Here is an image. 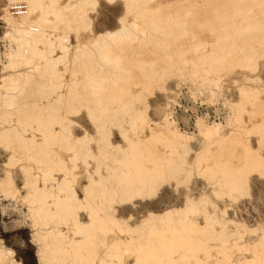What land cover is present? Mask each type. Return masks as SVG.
I'll list each match as a JSON object with an SVG mask.
<instances>
[{"label": "bare ground", "instance_id": "1", "mask_svg": "<svg viewBox=\"0 0 264 264\" xmlns=\"http://www.w3.org/2000/svg\"><path fill=\"white\" fill-rule=\"evenodd\" d=\"M15 1H25L28 10L24 13L26 15L18 16L20 20L12 22L11 28L5 32L4 36L15 39L18 45L5 48L7 64L3 69L22 67L25 70L0 79V87L5 89V92L0 91V99L9 110L0 119L15 120L12 117H17L21 124L18 127H2L0 138L16 141L18 148L29 156H39L46 167L42 176L51 178L52 170L61 167L57 160V147L65 146L66 125L63 122L66 118L58 115V112L63 105L71 104L81 96L88 100L85 105L86 114L98 131L95 133L102 134V118L110 117L112 113L126 115L130 122L129 130L123 129L121 132L126 146L116 143L113 147L121 152L114 175L126 198L154 184L162 178L169 166L182 165L186 162L185 154L188 152L194 153V165H197L198 171L212 178L220 177L230 194L247 193L246 183L250 170L264 174V161L247 159L242 165H232L230 158L233 144L238 139L241 141L242 135H235L234 131L228 132L226 129L234 120L238 122L239 118L228 117L224 124L217 122L210 125L204 124V120H198V133L194 134L182 131L166 114L173 97V90L170 91L166 86L168 79L177 78L182 81L185 71H188L194 76L213 73L220 80L224 71L256 68L264 51V0H205L202 8L192 2L183 11L174 9L173 13L167 9L168 6L165 8L158 2L155 6H149V1L154 0H124L125 13L118 15V28L97 32L89 36L88 41L80 42L72 52L71 62L67 63L68 37L32 27L40 25L56 29L65 23L93 32L90 20L84 14V7L96 4L97 0H68L61 6H57L56 0H49L48 4L44 0ZM37 12L40 14L37 19L31 18ZM49 13L53 15L52 19L48 18ZM129 14L131 19L127 20L126 15ZM3 16L12 21L13 16L9 14L8 7L3 8ZM202 31L212 34L213 39L203 40L198 37ZM130 49L134 51L133 57L128 56ZM60 63L64 67L68 66L63 68L71 73V79L63 80L62 71L58 69ZM132 85L139 88L134 90ZM218 85V80L208 84L209 97H213ZM154 86L165 93V102L152 106L147 94ZM240 95L242 99L238 106H242V100L248 99L249 91L241 89ZM139 102H144L145 106L135 107ZM148 109L152 111L151 115ZM27 128L35 129L42 140L37 141L35 133L25 135ZM253 129L264 133V123L254 124ZM199 135L200 138H196ZM72 139L89 144L94 138L88 129H84L80 136ZM243 151V159L249 156L255 158L254 152L247 145H244ZM89 152L94 156L90 147ZM216 153L225 155L224 161L215 158L208 163V157ZM202 160L206 161L204 167H200ZM88 180L83 198L76 197L75 192L70 190L72 187L67 177L58 181L56 194L31 181L29 197L34 204L31 214L40 225L39 237L41 240L42 237L45 240L50 238L53 244H44L48 252L41 256L43 264L65 260L71 264H107L105 256L119 257L111 252L105 256L96 252L98 242H104L100 240V234L103 237L109 224L120 223L116 215L103 213L102 208L94 202L97 193L108 189L103 177L94 179L90 175ZM0 190L14 194L12 181L1 179ZM63 191L67 192L66 197L58 194ZM81 207L87 211V221L79 218ZM180 213L181 209L174 206L160 212L150 211L142 217L137 228L141 230L149 226L148 231L152 237L149 243L139 247L135 264L233 263L221 245L217 248L222 255L221 259L211 261L209 246L197 245L202 242L197 237L194 238L195 243L192 241L194 239H190L194 231L204 230L202 226L191 221L183 222L179 232L170 227L158 229L154 226L155 221L164 225ZM226 223L233 224L238 232L255 231L231 219ZM61 224L67 226L73 236L61 230ZM177 250L182 252L175 259L173 256ZM200 251H204V258L198 256ZM44 253L42 251L41 255ZM0 264H14L9 252L2 248ZM234 264L264 262L237 261Z\"/></svg>", "mask_w": 264, "mask_h": 264}, {"label": "rangeland", "instance_id": "2", "mask_svg": "<svg viewBox=\"0 0 264 264\" xmlns=\"http://www.w3.org/2000/svg\"><path fill=\"white\" fill-rule=\"evenodd\" d=\"M67 1L56 0V3L57 6H61ZM43 2L48 4L49 0ZM157 2L163 4L162 6L165 8L168 6L167 9L173 13L174 9L183 11L192 2H195L197 7L202 8L205 0H154L149 1L148 5L155 6ZM12 4L24 5L25 11L28 10L25 1L0 0V41L7 42L5 48L8 45L15 47L18 45L15 39L4 36L5 32L11 28V23L20 20L17 17H12L11 21L3 16V8L8 7L9 9ZM124 13V0H113L112 2L97 0L96 4L84 7V14L90 20L93 32L85 28H77L74 24L65 23L58 25L56 29L40 25L32 28H41L53 35L67 36V45L69 46L67 63L68 61L71 62L72 52L79 46L80 42L88 41L89 36H94L97 32L117 29L119 26L118 18ZM39 15L37 12L31 18L37 19ZM48 18L52 19L53 15L49 13ZM126 19L130 20L131 15H126ZM199 33L198 37L203 40L213 39L212 34L206 31ZM38 46L42 45L39 44ZM128 56H134L133 49H130ZM5 64H7L5 50L0 47V79L2 76L25 70L22 67L3 69ZM69 66L71 67V64ZM63 67L64 64L62 63L58 65V69L62 71L63 80L67 81L72 76L70 72L64 71V68L68 66ZM217 78L218 76L213 73L207 76H194L185 71L182 81L171 78L166 81V86L170 91H174L178 85L186 86L194 98L205 103L204 107L207 109L204 108L203 111L208 110L211 118L209 122H203L204 124L210 125L217 122L224 124L228 117L239 118L238 122L234 120L231 122L232 125L226 129L228 132L234 131L235 135L239 133L242 135L241 141L238 139L233 144L234 150L230 158L233 166L242 165L247 159L264 161V133L258 129H253L254 124L264 123V51L259 57L255 69L236 68L233 71L222 72L220 80ZM217 80L219 82L218 89L213 97H209L207 86L210 85V82L213 83ZM131 87L134 90L139 88L133 85ZM241 89H247L249 95L248 99L242 100V106H238L237 104L242 99ZM0 91L5 92V89L0 87ZM63 91L65 92V89ZM147 95L152 106L164 101L165 97V93L160 91L158 86H154ZM87 101L82 96L78 97L73 103L63 105L58 112V115H63L66 118L63 122L66 125V142L65 146L57 147V160L61 163V167L52 170L51 178L42 176L46 167L44 162L38 158L39 156L36 158L32 154L29 156L23 149L18 148L19 145L16 141L0 138V180L10 179L14 189V194L0 190V248L9 252V257H12L14 264H43L41 256L46 255L44 252H48L44 244L53 245L50 238L45 240L42 237L41 240L39 237L40 225L31 214L32 206H34L29 197V193L32 191L31 181L40 187H47L46 189L52 190L56 194L58 181L67 177L72 187L70 190L75 192L76 197L83 198L85 185L89 183L90 175L94 179L102 176L108 186V189L96 194L94 202L102 208L103 213L116 215L115 217L119 218L117 222L120 223L109 224V229L105 231L103 237L101 234L99 236L100 240H104V242H98L97 253L103 256L109 252L119 255V257L105 256L104 259L107 264H135L139 256V247L149 243L152 237L148 231L149 226L141 230L137 228L142 217L147 216L150 211L160 212L174 206L179 207L181 213L174 215L164 225L155 221L154 226L156 228L170 227L179 232L183 227V222L190 223L191 221L200 227H204L202 232L194 231L191 233L192 238L190 237V239L197 237L202 241L197 242V245L209 246L208 253L211 254L209 258L211 261L221 259L222 255L217 249L221 245L229 254L232 264L237 261L264 262V174L262 172L258 170L248 172L246 194H230L228 187L222 183L220 177L212 178L203 171H198L197 165H194V153L188 152L185 154L186 162H183L182 165L169 166L162 178L154 184L147 185L134 196L126 198L123 188L117 185L114 175L118 168L121 152L117 147H113L116 143H120L123 147L126 146L127 143L123 140L121 132L123 129L129 130L130 122L126 115L112 113L110 117L102 118L104 127L102 134L95 133L97 130L86 114L85 105L88 104ZM144 106V102L135 104V107L138 108ZM148 110L151 115L152 111ZM8 111V107L0 99V116ZM12 118L15 120L11 118L0 119V129L12 125L20 126L21 123L17 117ZM27 129L28 132L25 135L30 136L31 133H35L36 140H42L41 135L35 129ZM84 129H88L94 138L89 144L78 143L72 139L80 136ZM197 131L198 128L193 133H198ZM128 134L133 136L131 132ZM196 138H200V135ZM244 145L250 147L255 158L249 156V158L243 159ZM89 147L94 156L90 155ZM224 156L217 153L213 154L212 157H208L207 162L211 163L215 158L224 161ZM205 164L206 161L202 160L200 167H204ZM58 194L66 197L67 192L63 191ZM79 218L81 221L88 220L87 211L83 207L79 208ZM230 219L249 228H254L255 231L243 232L240 230L238 232L233 224L226 223ZM59 227L73 236L68 231L67 226L61 224ZM75 237L80 238L79 235ZM192 241L195 243L196 240ZM42 251L44 254L41 255ZM180 252L182 251L177 250L173 257L176 259ZM198 254L201 258L205 257L204 251H200ZM50 264L71 263L69 260H65L53 261Z\"/></svg>", "mask_w": 264, "mask_h": 264}, {"label": "built area", "instance_id": "3", "mask_svg": "<svg viewBox=\"0 0 264 264\" xmlns=\"http://www.w3.org/2000/svg\"><path fill=\"white\" fill-rule=\"evenodd\" d=\"M8 11L13 17L22 16L25 13V6L12 4ZM0 44V47L5 50L7 42L0 41ZM204 106L205 103L194 98L186 86H177L173 91V97L167 107L166 114L182 131L191 133L196 131L198 120L209 122L211 118L208 110L203 111L204 108L207 109Z\"/></svg>", "mask_w": 264, "mask_h": 264}]
</instances>
